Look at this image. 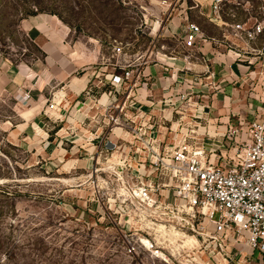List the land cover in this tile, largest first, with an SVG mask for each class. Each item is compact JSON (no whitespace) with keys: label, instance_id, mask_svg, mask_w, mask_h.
I'll use <instances>...</instances> for the list:
<instances>
[{"label":"rangeland","instance_id":"374dc122","mask_svg":"<svg viewBox=\"0 0 264 264\" xmlns=\"http://www.w3.org/2000/svg\"><path fill=\"white\" fill-rule=\"evenodd\" d=\"M214 3L0 0V70L12 66L22 73L17 79L24 76L21 84L0 89V264L262 263L243 244H201L191 232L167 229L165 220L153 216L158 230L146 225L133 190L142 176L154 174L143 163L158 144L187 137L224 148L226 129L220 125L226 121L214 112L224 101L215 102L217 92L240 99L245 108L250 101L258 108L264 103V33L248 39L234 27L262 22L264 0H221L219 12ZM28 10L44 18L39 37L29 29ZM190 21L208 38L196 49L182 43ZM63 28L60 39L54 30ZM43 41L93 57L67 71L59 54L49 59ZM118 45L124 52L114 55ZM212 48L219 55L206 53ZM122 63L136 69L137 84L121 95L130 94L128 125L114 131L98 98L110 88L104 82L115 64ZM236 64L245 68L238 77L231 75ZM87 71L93 90L79 98L87 101L86 110L78 112L77 102L60 115L48 110L50 100L71 93V76ZM157 74L165 84L156 81ZM34 104L39 109L31 113ZM147 236L156 242L153 248Z\"/></svg>","mask_w":264,"mask_h":264},{"label":"built area","instance_id":"2783aa9c","mask_svg":"<svg viewBox=\"0 0 264 264\" xmlns=\"http://www.w3.org/2000/svg\"><path fill=\"white\" fill-rule=\"evenodd\" d=\"M220 1L215 0V12L220 11ZM234 27L245 38L255 39L264 33V20L250 26L247 21L237 22ZM207 39L199 23L186 24L184 48L196 49ZM113 50L114 55L124 52L122 45ZM136 75V69L128 64H115V70L104 82L111 86L98 98V107L103 109L107 122L115 125L114 131L128 125L125 108L129 107L130 94L121 97L125 89L137 84ZM92 90L90 81L84 90L85 98ZM85 98L78 100V112L88 105ZM48 110L60 115L63 108L54 99L50 100ZM260 110L261 116L252 120L238 118L230 122L223 132L224 148H208L187 137L178 143L169 140L158 144L154 154L143 163L145 168L149 164L154 174L147 179L142 176L141 185L133 189L139 198L141 220L155 230L160 227L156 221L165 220L167 229L178 226L185 233L191 232L199 243L208 242L215 248L222 247L227 240L246 245L251 253H258L264 264V103ZM93 134L94 131L90 139ZM151 216L156 221L149 219ZM146 238L153 248L156 242ZM141 243L147 246L143 238ZM222 254L226 260L230 258L226 251Z\"/></svg>","mask_w":264,"mask_h":264},{"label":"crops","instance_id":"0c3cea01","mask_svg":"<svg viewBox=\"0 0 264 264\" xmlns=\"http://www.w3.org/2000/svg\"><path fill=\"white\" fill-rule=\"evenodd\" d=\"M52 16V15H50ZM48 18V17H47ZM41 19H44L42 15L36 14V15H31L30 18H28V25H29V29L31 30V33L37 37H39L42 34V30L44 26V23H42ZM51 21H55L54 19ZM56 23V21H55ZM46 26V24H45ZM45 33V31L43 32ZM66 31L63 29H57L54 30V34L57 35L60 39L63 38V36L65 35ZM41 47L44 49V51L48 54L49 59L50 58H54L56 54H59L58 56H56L57 60L62 62V64L65 66L64 68L67 69V71H72L73 69H75L77 67V65H85V63H87V61H89L90 59H92L93 55L89 54L85 51L83 52H79L78 50H65V46L59 48V46H55L54 44H50L49 42H45L43 41V43H41ZM207 47V46H206ZM209 48V45H208ZM62 49V50H61ZM210 49V48H209ZM66 51L65 53H59V51ZM206 52V51H205ZM206 53H208L210 56L213 57V54L215 53H220V51L218 49H214L212 48L210 51L208 50ZM219 55V54H218ZM217 55V56H218ZM220 57V56H218ZM224 58V57H223ZM161 65V64H159ZM223 66V65H221ZM157 71H159L158 66H154ZM220 67V66H219ZM223 67L226 68V65H224ZM244 66L242 64L240 65H235L232 66V71L231 75H235V77L239 76L240 74H244L245 72V68H243ZM227 69V68H226ZM95 71V70H94ZM20 73V76L22 75L21 72H19L18 70L16 71V69L14 67H8L6 70H0V89L5 90V89H9V87H11L10 85H16V84H21L24 79L22 76V80L17 79V75ZM92 75L89 74V72H85L83 75L79 76V75H72L70 81H67V86L70 88L71 93L67 94L66 96L64 95H60L58 96L60 99L59 101H57L59 104V106H61L62 108H66L67 106H69L71 103L74 102H78L79 98H82V93H84L85 88L88 86L89 82H90V76ZM229 77V76H228ZM156 81H158L160 83V85L165 84V79L164 76L162 74H157L156 76ZM11 83V84H9ZM175 84H177V82H175ZM206 95V94H205ZM257 95V94H256ZM218 96L220 97V99L216 100L215 102L219 103V101L223 102L224 101V106H218V110L214 111L216 112L218 115H220V119L222 121H226V123L224 125H220V127H223V129H227L228 125L230 124V122H234L237 121L238 118H256L261 116V111L260 108H262V105L258 108L257 106H254L250 103H252L250 100L249 101V107L245 108V107H241L239 106L237 103L240 102L241 100L239 99L237 102L232 101L233 96L231 95H225L222 94L220 92H217L214 96V98ZM214 102V103H215ZM234 102V103H233ZM216 104V103H215ZM230 104V105H229ZM40 105V104H39ZM39 105L34 104L32 105V107L29 108L30 112H36L37 109H39ZM28 110V108H27ZM259 111V112H258ZM25 112V111H23ZM31 113H29L31 115ZM20 116L22 119L27 120L28 117H25L24 114L20 113ZM250 119V120H252ZM225 127V128H224Z\"/></svg>","mask_w":264,"mask_h":264},{"label":"trees","instance_id":"16d2710c","mask_svg":"<svg viewBox=\"0 0 264 264\" xmlns=\"http://www.w3.org/2000/svg\"><path fill=\"white\" fill-rule=\"evenodd\" d=\"M27 14H28L27 16H31V15H36V14H38V12L35 11V10H28Z\"/></svg>","mask_w":264,"mask_h":264},{"label":"bare ground","instance_id":"6f19581e","mask_svg":"<svg viewBox=\"0 0 264 264\" xmlns=\"http://www.w3.org/2000/svg\"><path fill=\"white\" fill-rule=\"evenodd\" d=\"M165 225V224H164ZM166 226V225H165ZM170 227H172V226H170ZM174 227V226H173ZM176 228V227H175ZM177 229V228H176ZM157 230H158V228H157ZM174 235H176V234H174ZM167 236H169V234H167ZM192 236H194V235H192ZM195 237V236H194ZM143 238H145V239H147L146 237H143ZM195 239H196V237H195ZM148 240V239H147ZM197 240V239H196ZM144 241V240H143ZM149 241V240H148ZM198 241V240H197ZM150 242V241H149ZM199 242V241H198ZM151 245V244H150ZM246 248V247H245ZM244 249V248H243ZM242 259H244L243 257L242 258H240V260H242ZM245 260V259H244Z\"/></svg>","mask_w":264,"mask_h":264}]
</instances>
